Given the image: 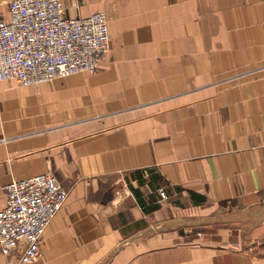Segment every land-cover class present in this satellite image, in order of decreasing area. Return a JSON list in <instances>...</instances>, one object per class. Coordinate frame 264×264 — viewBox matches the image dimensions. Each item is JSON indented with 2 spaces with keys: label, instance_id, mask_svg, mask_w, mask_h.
I'll list each match as a JSON object with an SVG mask.
<instances>
[{
  "label": "crops",
  "instance_id": "1",
  "mask_svg": "<svg viewBox=\"0 0 264 264\" xmlns=\"http://www.w3.org/2000/svg\"><path fill=\"white\" fill-rule=\"evenodd\" d=\"M63 1L109 19L96 73L0 82V210L69 192L33 264H264V0Z\"/></svg>",
  "mask_w": 264,
  "mask_h": 264
},
{
  "label": "built area",
  "instance_id": "2",
  "mask_svg": "<svg viewBox=\"0 0 264 264\" xmlns=\"http://www.w3.org/2000/svg\"><path fill=\"white\" fill-rule=\"evenodd\" d=\"M111 35L104 12L67 17L63 0H12L9 18L0 19V82L38 86L56 78L95 73L110 50ZM167 199L165 187L158 188ZM0 210V249L9 254L22 247L21 263L40 257L47 227L69 192L51 171L5 186Z\"/></svg>",
  "mask_w": 264,
  "mask_h": 264
},
{
  "label": "rangeland",
  "instance_id": "3",
  "mask_svg": "<svg viewBox=\"0 0 264 264\" xmlns=\"http://www.w3.org/2000/svg\"><path fill=\"white\" fill-rule=\"evenodd\" d=\"M7 8H8V4L6 3V4H0V16H6L7 15ZM106 14V13H105ZM107 16V15H106ZM108 18V17H107ZM108 23H109V19H108ZM111 35V34H110ZM112 39V38H111ZM110 48H111V46H110ZM109 52V51H108ZM103 61V60H102ZM96 73V72H95ZM95 73H85V74H95ZM158 190V189H157ZM167 195H168V193H167ZM168 198H169V195L167 196ZM167 198V199H168ZM160 200L162 201V200H166V199H162V198H160ZM235 229H237V230H240V228H236L235 227ZM202 229H199V230H197L196 232H200ZM193 231H195V230H193Z\"/></svg>",
  "mask_w": 264,
  "mask_h": 264
},
{
  "label": "trees",
  "instance_id": "4",
  "mask_svg": "<svg viewBox=\"0 0 264 264\" xmlns=\"http://www.w3.org/2000/svg\"><path fill=\"white\" fill-rule=\"evenodd\" d=\"M138 172H140V171H138ZM155 207L157 208V205Z\"/></svg>",
  "mask_w": 264,
  "mask_h": 264
}]
</instances>
